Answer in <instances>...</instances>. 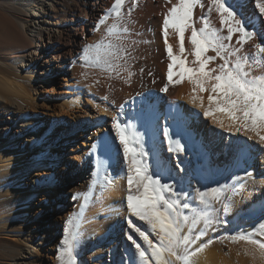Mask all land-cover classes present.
<instances>
[{
  "label": "bare ground",
  "instance_id": "obj_1",
  "mask_svg": "<svg viewBox=\"0 0 264 264\" xmlns=\"http://www.w3.org/2000/svg\"><path fill=\"white\" fill-rule=\"evenodd\" d=\"M113 2L0 0V264H59L52 243L62 226L65 232L70 219L71 227L79 232L77 264H140L128 236L146 245L128 221L142 230L150 229L127 209V164L113 127L115 121L134 126L141 134L149 170L159 172L162 182L173 185L177 192L187 193L179 197L182 202L202 207L198 191L225 184L230 186L226 195H232L231 188L236 190L232 200L225 201L229 204L227 213L220 204L214 205L220 222L191 244L195 250L213 241L195 258V264H264L253 259L250 245L220 240L264 222V147L255 138L229 133L206 118L198 103H192L187 81L169 85L168 92L161 91L167 83L169 63L162 21L176 0H137L127 24L125 44L130 54L126 64L120 61L119 76L117 71L109 73L87 65L85 46L103 40L113 20L109 18L104 25L100 20ZM202 2L205 8L194 10L197 27L201 26L200 17L208 15L207 0ZM228 2L249 30L262 31L264 17L259 15L255 0ZM130 3L127 0L125 11ZM210 20L221 27L214 11ZM189 35L186 33L185 55L191 66ZM236 39L234 36L230 48L239 47ZM169 42L178 51L171 32ZM260 42L261 37L254 36L240 55L254 54L253 46ZM129 71L134 75L129 77ZM262 71L254 68L252 75ZM52 74L65 81L64 91L54 99L58 116L64 117L56 131L49 128L42 133L29 113L49 100L37 94L42 85L52 82ZM203 95L207 106L208 93ZM165 129L173 141L180 140L183 152L175 151V144L170 146ZM28 142L36 147L29 148L30 154L25 150ZM98 158L105 161L106 174L101 168L97 177ZM32 173L43 176L36 183ZM108 180L111 183L104 189L102 185ZM93 184L91 205L82 211L83 199L73 197ZM72 191L73 197L68 198ZM35 194L58 202L56 218L39 231L17 221ZM62 208L69 210L64 219L58 215ZM202 227L201 222L191 235H198ZM48 228L52 230L50 241L46 238ZM245 250H249L248 255ZM173 264H177L174 259Z\"/></svg>",
  "mask_w": 264,
  "mask_h": 264
},
{
  "label": "snow or ice",
  "instance_id": "obj_2",
  "mask_svg": "<svg viewBox=\"0 0 264 264\" xmlns=\"http://www.w3.org/2000/svg\"><path fill=\"white\" fill-rule=\"evenodd\" d=\"M167 2L171 3V0ZM126 3L127 0H114L106 15L101 18L100 24H106L109 18L113 22L105 29L103 40L85 46L83 56L87 65L109 73L117 71V76L118 69L123 67L120 61L123 60L126 64V56L130 54L125 44L129 33L127 24L137 6V0H131L125 11ZM207 5L208 15L200 17V27L196 26L194 10L197 7L205 8L202 0H176L164 15L162 35L169 63L167 83L161 91L168 92L169 85L176 86L187 81L191 85L192 103H198L206 118L229 133L243 134L248 139L255 138L256 143L264 147V71L259 75H252L254 68L264 69V21L261 22L262 31L254 32L249 30V25L239 17L228 0H207ZM255 7L259 15L264 17V0H255ZM213 11L219 17L220 28L215 27L210 20ZM225 28L226 35L223 34ZM170 32L176 37L178 51H174L173 44L169 42ZM189 32L187 39L191 51L188 54L193 57L191 66L185 55L186 33ZM234 36H237L235 43L239 47L230 48ZM254 36L261 37V42L253 46L256 52L250 56L240 55L244 45L252 41ZM209 52L214 55H208ZM233 57L235 59H232ZM217 60L220 63L210 67ZM124 70L128 71L127 68ZM132 75L134 73L129 71V77ZM204 93H208L207 106ZM113 127L127 164L128 212L145 222L150 229L142 230L132 220L128 221L129 228L137 233L146 245L144 247L133 236H128V240L135 246L140 264H173V259L177 264H195V258L213 241L209 240L195 250H191V244L204 236L213 224L220 222L215 215L214 205L220 204L227 213L229 204L225 201H231L236 190L231 188L232 195H226L230 186L225 184L207 192L198 191L197 200L202 207L182 202L179 197H186L187 193L177 192L173 185L162 182L159 172L149 170V165L145 162L147 153L144 151L141 134L135 127L121 124L119 121H115ZM164 135L170 146L175 144V151H184L180 140L173 141L167 129ZM169 150L173 149L170 147ZM101 168L105 169L106 174L105 161L98 158L97 177ZM110 183L108 180L102 187L107 189ZM92 191L94 184L90 185L85 193H77L73 197L83 199L82 211L91 205ZM201 222L203 227L199 234L191 235ZM66 224L68 226L60 242L57 259L59 264H77L79 232L71 227V219ZM150 236H155L156 239ZM257 236L261 238L257 239ZM220 240L250 245L253 259L264 261V222L259 223L258 227L254 225L251 231L240 229L234 234L221 237ZM248 254L249 250H245V255Z\"/></svg>",
  "mask_w": 264,
  "mask_h": 264
},
{
  "label": "rangeland",
  "instance_id": "obj_3",
  "mask_svg": "<svg viewBox=\"0 0 264 264\" xmlns=\"http://www.w3.org/2000/svg\"><path fill=\"white\" fill-rule=\"evenodd\" d=\"M64 85L65 81L61 77V75L52 74V82L48 84L46 83L42 85V87H40V92L37 94V96L41 98H45L47 96L49 100L44 101V103L42 102V105L31 109L29 113V116H35L34 122L35 124H37L38 131L44 133L49 130V128H51L52 130L50 131L54 132L57 130V128H59L60 122L63 121L64 115H62V118H60L61 116H58L59 107L54 99L58 98L61 95L62 91H64ZM31 146L33 147V150L34 148H36L35 144L31 145V142H28L25 150L29 152V148ZM30 153L31 151L28 154ZM31 176L37 183L43 175H40V173H32ZM24 181L30 182V180L27 179H24ZM32 187H34V185H32ZM68 194V198H72L74 193L72 191ZM57 203L58 202L55 198L51 199L50 196L45 197L41 194H35L31 198L30 205L26 206L25 212L18 215L17 221L20 220L21 222H24L29 229H35L39 231L47 225L49 220H53L56 218L55 216L57 213ZM68 214L69 210L67 208H62L58 213V215H60L62 219H64V216ZM61 228L62 229L56 233V237L52 243L56 251V256L59 255L58 250L60 247V242L64 237L63 226ZM51 233V228H48L46 238L49 241L52 239Z\"/></svg>",
  "mask_w": 264,
  "mask_h": 264
}]
</instances>
